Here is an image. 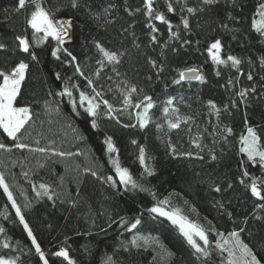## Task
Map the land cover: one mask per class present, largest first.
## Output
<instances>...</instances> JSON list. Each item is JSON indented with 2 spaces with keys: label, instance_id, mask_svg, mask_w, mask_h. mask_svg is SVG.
Wrapping results in <instances>:
<instances>
[{
  "label": "trees",
  "instance_id": "16d2710c",
  "mask_svg": "<svg viewBox=\"0 0 264 264\" xmlns=\"http://www.w3.org/2000/svg\"><path fill=\"white\" fill-rule=\"evenodd\" d=\"M169 2L175 8L174 13L167 12L165 0H156L155 7L173 24L171 32L177 33L175 38L170 36L167 25L143 15V0H87L88 7L79 9L71 8L70 0H43L48 8H60L55 14L57 19L72 21L73 39L62 48L76 57L83 71L81 76L75 72L77 64L63 51L59 53L60 60L52 57L56 42L51 38L30 49L38 56L37 61L19 52L15 36L26 35L31 40V29L25 23L31 6L27 11L16 12L17 0H0V43L7 45L6 50H0V70L10 71L21 60L29 64L14 105L28 107L32 115L21 139L30 148L49 149L44 154L17 149L0 129V143L10 149L0 150V172L4 173L5 182L49 264H67L63 258L52 255L60 248L68 251L74 264H103L107 256L112 257L113 264H161L160 249L155 245L147 249L131 246L130 241L137 234L156 238L172 252L168 264H226V254L215 250V232L207 233L212 242L209 257L198 258L169 221L158 216L152 218L154 214L150 215L146 209L164 199L170 201L166 210L178 208L182 215L206 229L214 228L225 236L237 231L264 264V208L257 207L264 201L252 197L240 183L242 171L264 178V170L239 151L240 137L246 135L248 127L264 139V67L260 63L264 58V37L252 28V21L260 19L257 8L264 0H236L235 6L231 0H218L214 5H205L202 0H182L186 7L196 9L195 14H188L186 7L182 11L181 0ZM126 7L141 8V12L130 16ZM93 15L99 19H93ZM182 17L189 19V30L183 28ZM148 23L158 31L152 33ZM225 24L227 28L223 27ZM152 36L156 37L155 43ZM216 39L221 41L222 59L226 60L228 55L241 59L239 71L230 62L223 65L212 62L207 49ZM185 40L189 43L185 44ZM94 42L122 54L119 63L105 60L102 67L98 61L103 57ZM192 67L199 69L204 83L198 80L173 83V79H178V70ZM57 73L60 79L56 78ZM249 74L253 76L251 81L247 79ZM88 79L102 93L97 102L106 99L115 109L124 107L121 96V91L126 90L124 82L137 88L133 102L150 96L154 107L146 128L125 129L102 116L98 121L100 127L92 129L91 118L82 108L77 114L68 97L57 95L67 82L72 99L79 106L81 91L94 95L87 86ZM241 90H246L244 98L238 95ZM169 98L173 99L171 107L178 110L173 115L170 108L173 120L177 115L181 121L192 118L187 123L181 122L178 129H169L162 111ZM208 101L220 109L219 115L209 108ZM103 107L101 104L102 110ZM140 110L129 109L113 115L122 123H135L134 115L129 114ZM225 128L232 129L231 135ZM106 135L113 137L119 149L114 155H118L121 165L148 191H125L119 186L103 143ZM133 139L145 147L146 163L153 175H147L140 165L138 146L131 143ZM169 144L176 149L175 155L171 154ZM52 150L81 155L62 158L52 155ZM89 167L105 176L112 175L118 187L114 189L86 173L84 169ZM244 179L250 183L248 178ZM41 183L50 186L53 200L36 197L33 185L38 188ZM215 186L221 191H214ZM26 198L31 204L28 209L24 208ZM0 213L8 217L0 215V227L5 229L0 233V242L7 239L10 244L8 249L0 246V256L19 257L17 264H42L34 250L29 252L31 242L2 189ZM138 216L143 222L137 229L128 232L121 227V217L132 222Z\"/></svg>",
  "mask_w": 264,
  "mask_h": 264
},
{
  "label": "snow or ice",
  "instance_id": "6c2138e0",
  "mask_svg": "<svg viewBox=\"0 0 264 264\" xmlns=\"http://www.w3.org/2000/svg\"><path fill=\"white\" fill-rule=\"evenodd\" d=\"M156 0H143L142 8L143 15L148 20H155L160 22L161 24L167 25L170 36L175 38L177 33L171 32L173 28V24L169 19L166 18L165 14L159 11L155 7ZM202 3L205 5H214L218 3V0H202ZM233 6L236 5V0H231ZM29 5L31 6L30 13L25 18V23L27 28L31 29V40L26 35H16V48L19 52L27 54L31 57L33 61L38 60V56L34 51L30 49L33 46H39L45 43L49 38L52 41L56 42V47H54L51 51L52 57L57 60H60L61 57L59 53L61 51L64 52L65 56L71 58V62L77 64L75 68V72L81 76H83L82 69L78 66V62L75 56L67 49L62 48L65 43V38L70 39V29L72 27V21L70 19H57L56 12L60 10L59 7L55 9L48 8L44 5L43 0H17V7L14 9L16 12H20L21 10L27 11ZM165 5L168 13H174L175 8L169 0H165ZM70 7L73 9H79L81 7L87 8V0H70ZM185 4L181 0V10H185ZM105 13L108 12V8H105ZM125 11L131 16L134 13L141 12V8L131 9L126 7ZM203 11V9H200ZM186 12L188 14H195L196 9L193 7H186ZM260 19L252 21V28L260 34L261 37H264V2L259 3L256 13ZM90 15H92L90 13ZM230 19H234L233 17H229ZM93 19H99L98 16L93 15ZM112 21H107V23H111ZM181 23L185 30L190 29L189 19L187 17L181 18ZM132 25H129L131 27ZM147 27L150 28L152 33L158 31V28L151 23L147 24ZM224 28H227V24L223 25ZM153 43L156 42V37L152 36ZM95 47L98 52L102 55L103 59L99 60L98 63L103 67L104 61L106 60L108 63H119L120 55L115 52H111L107 50L100 42H94ZM185 44L189 43V41L185 40ZM7 45L5 43H0V50H6ZM221 41L216 39L212 42L208 47V54L211 58L212 62L216 65H223L226 63L231 64V66L237 71H239V65L241 64V59L237 58L233 55H228L227 59L221 58ZM150 64L155 66V62L149 60ZM261 67H264V58H261ZM29 69V64L21 60L14 67L10 69V71L0 70V129L3 130V133L6 134L8 138H10L17 149L24 150L28 149L30 152H39V153H47L49 151L48 148L45 147H35L30 148L27 144L22 142L23 131H26V126L29 125V122L32 120V115L30 114V110L28 107H16L15 102L17 97L21 93V85L25 80L26 71ZM163 69H161L162 71ZM218 74V73H217ZM96 75H99V71H97ZM56 78L60 79L59 73L56 74ZM150 79V78H149ZM198 80L201 83L205 82L204 76L199 73V69L192 67L184 70H178V79H173L174 84H180L184 80ZM247 79L249 81L253 80V76L251 74L248 75ZM126 85V90L121 91L122 109H115L112 104L109 103L106 99H101L100 102H97V98L102 97V93L97 91L95 87H93V82L91 79H88L87 86L92 89V93L94 95L86 94L81 91L79 94V106L76 101L72 99L73 92L67 86V82L65 83L64 89L61 92H58L57 95L61 97H68L69 103L74 112L79 114V109H83V113L87 115L90 119V125L92 129H98L100 124L98 123L99 119L103 116L104 118L115 120L116 124L120 125L122 128H136L143 130L150 122V110L153 109L154 103L150 96H144L143 100L139 102H133V94L137 92V88L135 86L127 85V82H124ZM232 81H229L231 84ZM73 88H76V85H72ZM78 90V89H77ZM143 91L142 89L140 90ZM251 91H255V89H251ZM238 95L241 98L246 96V90H241ZM101 104H103V110L101 109ZM86 105V106H85ZM165 107L163 108V113L165 119H167L169 129H178L180 127L181 122L187 123L191 120V117H185L183 121L177 115L175 120L171 118L169 115L170 108L171 113L175 115L177 113V109L172 108L173 99L169 98L165 102ZM208 106L210 109L214 110L217 115H219L220 109L217 108L216 104L212 101H208ZM227 108V106H225ZM233 107H235V102H233ZM129 109H142L140 111H136L134 113H130V116L135 117V123H122L120 119L113 115V112H126ZM23 130V131H22ZM224 131L231 135L232 129L225 128ZM30 135V133H29ZM82 139V137H81ZM106 145V152L108 154L109 163L112 165V168L115 172L116 178H118L119 186H123L125 191L138 190L141 192L148 191L143 187L136 179L133 178L127 167H123L121 165L120 159L118 155L119 149L116 147L113 137L110 135H106L104 142ZM133 145H137V141L133 139L131 141ZM240 153L247 157V160L251 162L253 165H258L261 170H264V139H262L257 132L252 128L248 127L246 135H242L240 137ZM36 144H39V141H36ZM138 146V160L140 165L144 168V171L147 175H153L152 169L146 163L148 160V156L146 154V149L142 145ZM199 147V145H197ZM169 149L171 154H176V149L169 144ZM0 150L10 151L7 146L3 143H0ZM52 155L60 156V157H71L73 155H81V153H71V152H61L52 150ZM187 155H191L188 153ZM212 159L215 160L216 156L213 155ZM42 166V165H41ZM84 171L90 174L92 177L100 180L102 183H106L110 185L112 188L116 189L118 187L117 181L114 180L112 175H103L101 172L95 170L94 167L85 168ZM25 176L28 175L27 172L24 173ZM244 178H248L250 183H246ZM259 181V183H258ZM240 183L245 186V188L251 193L252 197H255L258 201H264V178L253 177L250 176V173L247 170L242 171ZM231 187V184H229ZM0 189L3 190V194L7 197L8 202L11 204V208L15 211V216L18 219L20 225L23 226V230L27 235V238L31 242V249L29 252L34 250V253L39 257V260L42 264H49V260L46 258L45 252L42 250L41 245L38 243L36 236L33 233L32 228L29 226L28 222L25 219V216L22 212L21 207L18 205L16 199L13 196L12 191L10 190L9 184L5 182L4 173L0 172ZM33 191L36 194V197L39 199L41 197H47L48 200H53L54 195L50 194V186L44 183L39 184L37 188L33 185ZM214 191L220 192L221 189L219 186L214 187ZM153 198H155L153 194ZM61 203H64L61 200ZM170 201L168 199L160 200L156 203L155 206L146 209V211L154 216L163 217L167 221L171 223L176 229H178L179 234L184 238L187 244L194 250V253L197 254L198 258H208L210 255V248L212 242L209 239L208 232L212 231L216 234L215 241V250L218 251L219 254H226V264H261V262L257 259V256L254 254L253 249L249 246L248 243L244 242L237 231L230 232L227 236L224 233L216 232L214 228L206 229L198 223H195L189 220L186 216L181 214V210L178 208H172L171 210H166V206L169 205ZM187 203V201H185ZM31 207V204L26 202L24 204V208L28 209ZM257 207L264 208V204H258ZM195 211V209H193ZM0 215H4V218L7 219V215L4 213H0ZM257 219H262L261 217H256ZM142 218L136 217L132 222L125 220L123 217L120 219L121 227L125 228L126 231L132 232L137 229L138 225L142 224ZM111 227V225H109ZM243 231V229H241ZM5 229L0 227V233H4ZM19 244V241L17 242ZM132 247L140 248L144 247L147 249L150 245H155L160 249L159 257L161 264H168V260L172 257L173 253L168 251L164 245L160 244L156 238L146 237L140 235H134L130 241ZM0 246L5 249L10 247L7 239L3 242H0ZM127 251V248H125ZM55 257H61L64 261H67V264H74V261L70 259L69 253L64 248H60L58 251L52 253ZM19 257L16 258H8L5 259L3 256H0V264H17ZM103 264H113L112 257L107 256L103 261Z\"/></svg>",
  "mask_w": 264,
  "mask_h": 264
},
{
  "label": "water",
  "instance_id": "95a60500",
  "mask_svg": "<svg viewBox=\"0 0 264 264\" xmlns=\"http://www.w3.org/2000/svg\"><path fill=\"white\" fill-rule=\"evenodd\" d=\"M197 80H195V79H192V80H184V82H196Z\"/></svg>",
  "mask_w": 264,
  "mask_h": 264
},
{
  "label": "rangeland",
  "instance_id": "374dc122",
  "mask_svg": "<svg viewBox=\"0 0 264 264\" xmlns=\"http://www.w3.org/2000/svg\"><path fill=\"white\" fill-rule=\"evenodd\" d=\"M72 28V27H71ZM72 39H73V36L72 35H70V39H68V41L67 42H70V41H72Z\"/></svg>",
  "mask_w": 264,
  "mask_h": 264
},
{
  "label": "bare ground",
  "instance_id": "6f19581e",
  "mask_svg": "<svg viewBox=\"0 0 264 264\" xmlns=\"http://www.w3.org/2000/svg\"><path fill=\"white\" fill-rule=\"evenodd\" d=\"M70 35H72V36L74 35L73 28L70 29Z\"/></svg>",
  "mask_w": 264,
  "mask_h": 264
},
{
  "label": "built area",
  "instance_id": "2783aa9c",
  "mask_svg": "<svg viewBox=\"0 0 264 264\" xmlns=\"http://www.w3.org/2000/svg\"><path fill=\"white\" fill-rule=\"evenodd\" d=\"M68 39H69V38H67V37L65 38V43L68 41ZM66 40H67V41H66Z\"/></svg>",
  "mask_w": 264,
  "mask_h": 264
}]
</instances>
